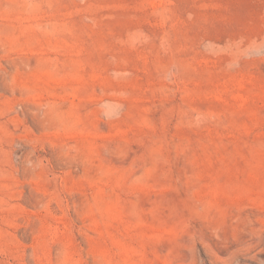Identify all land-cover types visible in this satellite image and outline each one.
<instances>
[{
	"label": "rangeland",
	"instance_id": "rangeland-1",
	"mask_svg": "<svg viewBox=\"0 0 264 264\" xmlns=\"http://www.w3.org/2000/svg\"><path fill=\"white\" fill-rule=\"evenodd\" d=\"M0 264H264V0H0Z\"/></svg>",
	"mask_w": 264,
	"mask_h": 264
}]
</instances>
